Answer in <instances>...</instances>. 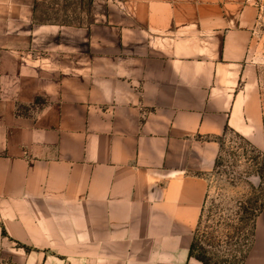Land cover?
Wrapping results in <instances>:
<instances>
[{"label": "crops", "instance_id": "0c3cea01", "mask_svg": "<svg viewBox=\"0 0 264 264\" xmlns=\"http://www.w3.org/2000/svg\"><path fill=\"white\" fill-rule=\"evenodd\" d=\"M0 0V264L189 257L227 130L264 153L261 0ZM243 264H264V209Z\"/></svg>", "mask_w": 264, "mask_h": 264}, {"label": "rangeland", "instance_id": "374dc122", "mask_svg": "<svg viewBox=\"0 0 264 264\" xmlns=\"http://www.w3.org/2000/svg\"><path fill=\"white\" fill-rule=\"evenodd\" d=\"M261 1L264 5V0ZM90 2L91 0H36L37 16L38 19L85 23L91 18L88 11ZM262 30L256 62L260 97L264 104V19ZM245 140L231 130L214 138L218 147L215 160L219 157V165L217 169H213V166L204 174L208 180L209 197L199 234H204L207 240L217 245L222 250L221 253L230 250L233 254H239L237 252L240 245L250 235L249 227L244 233L238 229L237 210L240 202L248 205V202L256 199L258 204L264 206V178L262 180L254 173L256 163L262 160V156H257L258 153L252 151ZM228 233L234 234L233 239H228L231 246L227 244ZM228 256L231 257L230 254ZM237 257L240 258L239 255Z\"/></svg>", "mask_w": 264, "mask_h": 264}, {"label": "trees", "instance_id": "16d2710c", "mask_svg": "<svg viewBox=\"0 0 264 264\" xmlns=\"http://www.w3.org/2000/svg\"><path fill=\"white\" fill-rule=\"evenodd\" d=\"M92 2V0H91ZM91 2H90V8H91ZM89 8V13L91 14ZM37 6L35 4V20L42 23H49V22H59L56 20H52L50 18H41L38 19L37 16ZM67 23V22H64ZM246 143L251 147L252 151H256L258 154L257 156H262L261 161H257L256 163V169L255 174H257L262 180L264 178V153H262L260 150H258L255 146H253L249 141L245 140ZM260 163L259 165H257ZM219 165V157L215 160L214 168L217 169V166ZM209 190V187H208ZM209 194H206L203 207L201 210V214L197 223L196 230L194 231L193 239L190 245V251H189V257H193L203 264H243L248 251L252 245L253 242V236H254V226H255V220L257 216L260 214V212L264 209V206L262 204H258L257 200L254 199V201L248 202V205H244L241 203L238 205L237 214L238 216V229L241 230L242 233H244V230L248 227L251 229L249 237H245L243 243L240 245V250L237 253L239 254H233L229 252L221 253L222 251L217 245L213 244L211 241L207 240L205 238L204 234H199V228L203 222V217L206 212L207 202H208ZM217 205H214L216 207ZM227 237V244L232 245L228 239H233L234 234L228 233L226 234ZM244 247H246L244 249ZM228 254L231 255V257L228 256ZM240 256L238 259L237 256Z\"/></svg>", "mask_w": 264, "mask_h": 264}]
</instances>
